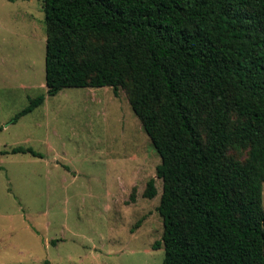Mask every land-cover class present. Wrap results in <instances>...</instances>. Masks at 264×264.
I'll list each match as a JSON object with an SVG mask.
<instances>
[{"label": "trees", "instance_id": "obj_1", "mask_svg": "<svg viewBox=\"0 0 264 264\" xmlns=\"http://www.w3.org/2000/svg\"><path fill=\"white\" fill-rule=\"evenodd\" d=\"M43 1L47 92L11 123L65 88L130 81L161 158L164 264H264V0Z\"/></svg>", "mask_w": 264, "mask_h": 264}, {"label": "rangeland", "instance_id": "obj_2", "mask_svg": "<svg viewBox=\"0 0 264 264\" xmlns=\"http://www.w3.org/2000/svg\"><path fill=\"white\" fill-rule=\"evenodd\" d=\"M46 44L43 0H0V150L43 155L0 156V264H164L153 248L164 234L161 158L131 108L130 81L119 96L65 88L11 123L47 92Z\"/></svg>", "mask_w": 264, "mask_h": 264}]
</instances>
